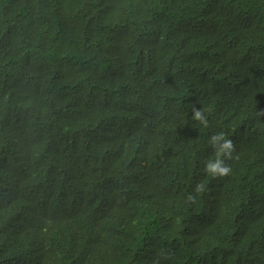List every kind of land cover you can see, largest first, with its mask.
I'll list each match as a JSON object with an SVG mask.
<instances>
[{
    "label": "trees",
    "instance_id": "obj_1",
    "mask_svg": "<svg viewBox=\"0 0 264 264\" xmlns=\"http://www.w3.org/2000/svg\"><path fill=\"white\" fill-rule=\"evenodd\" d=\"M0 264H264V0H0Z\"/></svg>",
    "mask_w": 264,
    "mask_h": 264
},
{
    "label": "clouds",
    "instance_id": "obj_2",
    "mask_svg": "<svg viewBox=\"0 0 264 264\" xmlns=\"http://www.w3.org/2000/svg\"><path fill=\"white\" fill-rule=\"evenodd\" d=\"M193 119L199 121L204 127L208 126L207 118L201 109H193ZM209 145L214 149V157L204 162L203 171L211 177H223L231 172V167L225 163L232 158L234 152L233 141L226 137L224 132L212 135L208 140ZM203 185L198 184L196 191H202Z\"/></svg>",
    "mask_w": 264,
    "mask_h": 264
}]
</instances>
